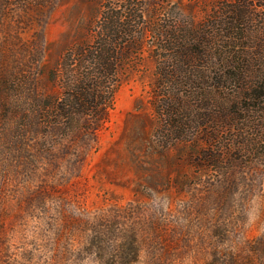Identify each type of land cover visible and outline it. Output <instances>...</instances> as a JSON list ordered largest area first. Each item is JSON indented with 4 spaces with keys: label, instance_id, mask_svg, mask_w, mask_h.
I'll return each mask as SVG.
<instances>
[{
    "label": "rangeland",
    "instance_id": "374dc122",
    "mask_svg": "<svg viewBox=\"0 0 264 264\" xmlns=\"http://www.w3.org/2000/svg\"><path fill=\"white\" fill-rule=\"evenodd\" d=\"M158 1L95 129L82 118L52 127L28 110L60 94L52 72L89 39L105 0L3 1L0 264H264V149L197 168L200 150L159 142L152 106V28L201 21L217 0Z\"/></svg>",
    "mask_w": 264,
    "mask_h": 264
},
{
    "label": "trees",
    "instance_id": "16d2710c",
    "mask_svg": "<svg viewBox=\"0 0 264 264\" xmlns=\"http://www.w3.org/2000/svg\"><path fill=\"white\" fill-rule=\"evenodd\" d=\"M147 5L105 0L89 39L68 49L52 72L60 94L29 109L31 119L60 127L82 118L89 129L107 122L121 72L144 49ZM151 35L159 142L189 143L200 150L197 168L218 171L227 156L264 149V0H217L203 20L167 22Z\"/></svg>",
    "mask_w": 264,
    "mask_h": 264
}]
</instances>
